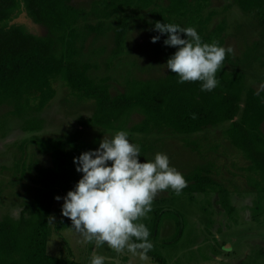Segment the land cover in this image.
Segmentation results:
<instances>
[{
  "label": "trees",
  "instance_id": "trees-1",
  "mask_svg": "<svg viewBox=\"0 0 264 264\" xmlns=\"http://www.w3.org/2000/svg\"><path fill=\"white\" fill-rule=\"evenodd\" d=\"M232 2L264 31V0ZM210 4L211 0H93L86 11L72 0H0V107L8 108L6 116L0 119V137H4L2 131L8 118L21 120L23 132L41 131L43 120L39 115L55 98L56 83L61 81L76 98L93 102L92 115L78 121L82 128L124 130L133 136H192L226 125L224 138L247 162V186L264 194V91L246 87L244 60L232 61L226 55L222 69L216 74L220 84L211 92L201 91L199 81L178 83L176 74L168 70L162 77L129 78L123 91L115 95L110 94L108 79H94L90 74L92 65L80 60L78 44L84 34L102 33L105 21L110 20H114V57H117L125 44L131 15L139 11L150 12L152 28L156 22L195 27L202 42L216 41L223 47L225 27L217 24L210 28L216 15L208 10ZM22 12L34 24L44 27L47 35L39 36L23 22L16 21ZM90 17L100 23L81 26ZM166 38V34L161 36L153 51L156 55L163 54L167 61L176 49L164 46ZM134 114L141 119L129 126ZM137 143L143 162L144 155L153 148ZM185 145L192 149L200 147L197 141H185ZM98 146V139L83 140L80 130L52 137L32 135L18 145L19 156L11 168L4 170L12 172L17 182L27 179L36 195L22 204L18 217L7 215L0 219V264H82L47 254L48 219L54 197L65 196L81 178L75 171L73 158ZM28 147L49 157L50 164L43 166L38 160L26 162L23 157L28 155ZM180 173L187 181L181 193L190 197L225 192L212 166H196ZM163 193L175 194L171 189ZM69 224V219H63L56 230ZM148 256L157 264H166L153 250Z\"/></svg>",
  "mask_w": 264,
  "mask_h": 264
},
{
  "label": "rangeland",
  "instance_id": "rangeland-1",
  "mask_svg": "<svg viewBox=\"0 0 264 264\" xmlns=\"http://www.w3.org/2000/svg\"><path fill=\"white\" fill-rule=\"evenodd\" d=\"M93 0H72L86 11ZM216 13L210 28L217 24L225 27V48H232L229 58L244 60L246 64L245 85L264 91V31L235 6L232 0H211L209 9ZM132 22L126 35L122 52L114 57V20L105 21L102 33L84 34L78 44L81 62L92 65L91 76L108 79L111 95L122 92L129 78L149 79L162 77L167 72L166 59L154 53L160 43H151V37L159 35L152 28L150 12L132 14ZM22 18V17H21ZM28 23V22H27ZM100 22L93 17L81 26H95ZM40 36L47 30L40 25H27ZM86 31V29H85ZM87 33V31H86ZM247 54L249 56H247ZM246 55V57H245ZM56 96L39 115L43 129L36 133L22 131L21 120L8 118L0 137V219L4 216L18 217L24 202L34 199L36 191L30 182H17L11 168L18 157V145L32 135L42 137L68 135L80 130L86 142L111 137L115 132L97 128L79 127L78 121L93 113V102L73 96L63 82L56 83ZM243 107V104L241 105ZM6 107H0V119L6 116ZM134 114L129 126L140 121ZM226 125L209 129L198 135L161 134L153 136L132 135L130 142H142L148 151L142 161L154 159L156 153H165L170 166L179 172H187L196 166L213 167L215 178L225 189L223 194H195L188 196L159 192L152 203V211L140 223L150 230L152 250L166 264H264V194L253 192L246 184L247 162L242 154L229 145L223 136ZM264 133V124L262 127ZM185 141H197L200 147H186ZM28 147L26 162L38 160L43 166L50 164L47 156L38 155ZM64 197V196H60ZM63 201L54 200L48 219L46 252L51 257L90 264L93 253L106 257L105 264H157L152 258L141 261L131 253L116 252L107 245L97 248L95 243H81L80 237L71 230L72 225L57 231L56 225L63 219Z\"/></svg>",
  "mask_w": 264,
  "mask_h": 264
},
{
  "label": "clouds",
  "instance_id": "clouds-1",
  "mask_svg": "<svg viewBox=\"0 0 264 264\" xmlns=\"http://www.w3.org/2000/svg\"><path fill=\"white\" fill-rule=\"evenodd\" d=\"M153 30L159 35L151 37V43L166 34L164 46L176 49L165 66L176 74L178 83L199 81L201 91L207 92L220 84L216 74L232 48L216 41L202 42L195 27L156 22ZM191 118L195 119V114ZM128 135L127 131H116L104 137L95 150L74 157L73 165L81 178L64 197L54 199L63 201L61 216L71 221V230L81 243L94 242L97 248L107 245L118 253L127 251L148 261L153 248L151 232L138 221L152 211L157 193L171 189L180 195L187 181L170 166L165 153L140 162V145L130 142ZM53 220L49 217V223ZM105 259L93 253L90 264H105Z\"/></svg>",
  "mask_w": 264,
  "mask_h": 264
},
{
  "label": "water",
  "instance_id": "water-1",
  "mask_svg": "<svg viewBox=\"0 0 264 264\" xmlns=\"http://www.w3.org/2000/svg\"><path fill=\"white\" fill-rule=\"evenodd\" d=\"M21 17H22V18H21ZM16 21H21V22H23V23L26 24V25H29V23H30L31 25H35V26H36V24H34L30 19L26 18L25 12H22L21 15H20V17L17 18ZM27 22H28V23H27ZM39 36H40V35H39Z\"/></svg>",
  "mask_w": 264,
  "mask_h": 264
}]
</instances>
